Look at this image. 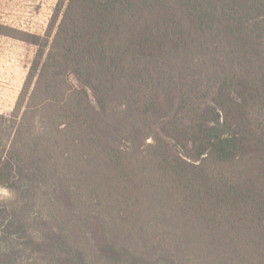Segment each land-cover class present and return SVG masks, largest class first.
I'll return each instance as SVG.
<instances>
[{
    "label": "trees",
    "instance_id": "obj_1",
    "mask_svg": "<svg viewBox=\"0 0 264 264\" xmlns=\"http://www.w3.org/2000/svg\"><path fill=\"white\" fill-rule=\"evenodd\" d=\"M42 61L0 264H264V0H68Z\"/></svg>",
    "mask_w": 264,
    "mask_h": 264
},
{
    "label": "rangeland",
    "instance_id": "obj_2",
    "mask_svg": "<svg viewBox=\"0 0 264 264\" xmlns=\"http://www.w3.org/2000/svg\"><path fill=\"white\" fill-rule=\"evenodd\" d=\"M67 2L68 0H0V53H8L10 61L18 64L13 76L0 71V75L8 76L2 80L4 88L1 92L8 89L7 98L4 99H18L15 108L0 111V115L9 119L16 108L23 110L27 105L33 104L32 92L40 69L36 66L39 53L43 51L42 62L47 60ZM17 24L21 28L16 27ZM11 42L13 45L21 44L22 51L15 49ZM10 68H6L7 71ZM11 196L8 188L0 186V200Z\"/></svg>",
    "mask_w": 264,
    "mask_h": 264
},
{
    "label": "built area",
    "instance_id": "obj_3",
    "mask_svg": "<svg viewBox=\"0 0 264 264\" xmlns=\"http://www.w3.org/2000/svg\"><path fill=\"white\" fill-rule=\"evenodd\" d=\"M16 27L21 28L18 24ZM13 44L14 43L11 42V45L15 49H17L18 51H22V45L21 44H18V43H15V45H13ZM17 65H18L17 63L13 64V61H10V55L8 53H4V52L0 53V71L5 72L6 74L8 73V74H10V76H13L15 74L14 71H17V67H16ZM6 68H10V70L7 71ZM17 101H18V99H17ZM0 108H1L0 111H8V110L12 109V106H11V104H9V105H5V106H0Z\"/></svg>",
    "mask_w": 264,
    "mask_h": 264
},
{
    "label": "crops",
    "instance_id": "obj_4",
    "mask_svg": "<svg viewBox=\"0 0 264 264\" xmlns=\"http://www.w3.org/2000/svg\"><path fill=\"white\" fill-rule=\"evenodd\" d=\"M6 77H8V76H5L4 74L0 75V106H5V105L11 104V106L13 108V106L15 105V103L17 101V97H10L9 100H6L4 98H7L6 93H7L8 89H6L5 92H1V89L4 88L3 87L4 82L2 80H3V78H6ZM8 94H9V92H8Z\"/></svg>",
    "mask_w": 264,
    "mask_h": 264
}]
</instances>
